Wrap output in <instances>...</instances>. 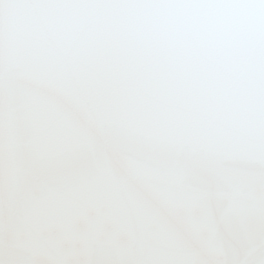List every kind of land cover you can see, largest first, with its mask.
I'll return each instance as SVG.
<instances>
[{
	"label": "snow or ice",
	"instance_id": "snow-or-ice-1",
	"mask_svg": "<svg viewBox=\"0 0 264 264\" xmlns=\"http://www.w3.org/2000/svg\"><path fill=\"white\" fill-rule=\"evenodd\" d=\"M0 264H264V0H0Z\"/></svg>",
	"mask_w": 264,
	"mask_h": 264
}]
</instances>
